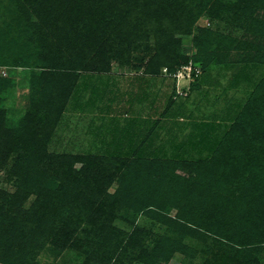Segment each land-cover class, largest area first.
<instances>
[{"label": "rangeland", "instance_id": "374dc122", "mask_svg": "<svg viewBox=\"0 0 264 264\" xmlns=\"http://www.w3.org/2000/svg\"><path fill=\"white\" fill-rule=\"evenodd\" d=\"M163 1L166 8L161 23L153 19L154 24L137 29L118 28L119 19L109 7H101L107 15L99 29L102 39L87 49L66 42L76 34L68 36L64 30L59 34L52 21L44 20L36 9L41 0H0V109L3 125L18 133L17 147L23 150L19 155L0 142V264H235L239 260L264 264V83L238 122L224 110L222 99L209 104L208 97L201 102L207 103L205 107L201 103L189 107L193 108L190 138L198 133L201 140V129L219 123L225 125L223 130L236 124L210 162L164 166L170 170L165 174L174 172L177 181L170 200H162L170 217L155 209L138 210V200L151 204L158 186L171 184L168 177L156 180L154 176L148 188L142 189L147 194L136 189L132 196L126 188L146 164L127 170L133 160L124 163L126 159L101 156L90 162L89 173H81L84 187L75 189L69 177L77 178L75 173L87 166L74 160L70 146L59 147L57 125L50 142L44 136L43 125L55 121L53 113L59 115L63 103L62 111L68 115V92L76 71L99 59L130 64L171 57L175 62L186 51L184 58L199 60L197 65L202 68L212 57L237 62L249 59L245 52L251 51L262 64L251 73L263 71L264 0ZM103 51L106 54L101 56ZM158 64L162 67L158 71H175ZM227 78L218 81L207 73L200 81L217 85L226 84ZM241 88L230 90L229 96H240ZM213 90L206 89L211 95ZM202 121L211 124L203 127ZM3 147L9 151L7 158ZM203 147L193 149L191 144L175 153L204 157L212 152V146L204 143ZM63 179L66 185H61ZM16 194L18 204L6 205ZM40 203L55 208L54 215L42 231L32 228V233L22 234L18 222L26 220L18 216H27L29 211L30 221L35 222L32 212ZM101 209L109 211L100 214L104 221L96 222ZM191 209L197 225L210 223L212 228L191 231L172 220Z\"/></svg>", "mask_w": 264, "mask_h": 264}, {"label": "crops", "instance_id": "0c3cea01", "mask_svg": "<svg viewBox=\"0 0 264 264\" xmlns=\"http://www.w3.org/2000/svg\"><path fill=\"white\" fill-rule=\"evenodd\" d=\"M146 66V63L121 65L113 61L108 71H76L68 115L63 113L56 128L59 147L70 146L75 154H105L112 159L129 161L173 160L181 155L175 150H187L189 145L198 142L200 145L196 147L203 149L204 143L212 144L224 133L225 125L219 123L210 129H201L200 133L205 136L200 140L197 133L191 136L195 141L190 142L189 115L193 108L189 107L205 101L210 85L200 81L204 75L199 80L177 81L171 74L146 70ZM222 90L223 86H216L213 97L207 101H221L216 100V94ZM114 150L119 154L109 155Z\"/></svg>", "mask_w": 264, "mask_h": 264}, {"label": "trees", "instance_id": "16d2710c", "mask_svg": "<svg viewBox=\"0 0 264 264\" xmlns=\"http://www.w3.org/2000/svg\"><path fill=\"white\" fill-rule=\"evenodd\" d=\"M142 1L143 0H41L40 4L37 6L36 9H37V12L43 13L45 21L50 20L52 21L53 24H55L54 28H59V34H60V31H62L63 33V30L67 32L68 36H73L74 34H76V36H73L72 39L66 40L67 43H72L75 46V48H78L79 46L84 45L85 46L84 48L89 49V48H93L95 45H98L101 42L100 40L102 39V32L99 31V29L102 26L103 19H105L107 15L104 14L103 9H101V7H104V6L109 7V9L111 10V13H113L119 19L118 28H121L122 26L128 27L129 29H137V28L145 27L146 24L147 26L148 24H151V23L154 24L153 19L161 23L162 13L165 11V8H166V6L164 5V1L163 0H145V2L143 3ZM166 1H169V0H166ZM154 4L158 6V8H155L154 10H152L151 6H153ZM81 26H83L84 28L83 30L80 29ZM249 52H245L246 54L250 55L249 59L242 60V61L237 60V62L232 61V60H222V59L212 57L210 60L207 61V63H205V65L204 64L203 66L201 65L202 73L198 77H194L192 79V80H195V79L199 80L202 77V75L206 76V74L208 73L211 76H215V79L220 81L219 78H222V79L224 77L227 78L226 76L228 74V78H227L228 81L225 84V86L223 85V90L221 91V93L216 94L218 96L216 100L222 99L223 102H225L224 104L227 109H224V110L225 111L229 110L228 111L229 112L228 114L230 115L229 117H232V119L236 121L239 120L243 111L249 107L248 104L253 99L255 92H258L259 87L264 83V66L262 67L263 71L260 72V74L256 72L251 73L253 69H257L261 67L262 64L259 63V61L255 60L256 58L255 56H257V53L250 54ZM105 54L106 52L103 51L101 53V56H104ZM182 55L185 57V56H188V53L186 51H183ZM184 57L181 59V61L176 60L175 62L170 61L171 57H169L170 60L169 59H162L159 61L156 60V63L152 62L153 61L152 60L146 63L147 66L145 67V69L152 71V70H158L162 68L158 63H161L163 66H170V69L171 70L175 69V71L181 68L182 66L188 64L190 61H193L195 65L201 64V62H199V60L197 59L191 60L189 58L185 59ZM106 59L107 58L99 59L97 61L84 64L81 67H83V70H95V71L103 72V71L110 70L111 64L113 61L120 62V60H115V59L106 60ZM123 63L124 62H120L121 65H124ZM125 63L128 64L127 62ZM73 83L71 86L72 88L68 92V94L71 92L70 96H72L73 90H74L73 88L75 87V82ZM207 83L210 85V87H213V88H215L217 85L220 84L219 82V84L215 85L216 84L215 82H209V81ZM241 85H242L241 90L243 93L240 94V96L238 97L229 96L228 92L231 88L240 90ZM208 97H211V94H208V92H205L204 98L207 99ZM65 99L63 98V100ZM207 102L209 104L212 103L210 101H207ZM227 105H229L230 109L227 107ZM60 107L62 110H64L63 109L64 103L60 105ZM207 109L208 111H211L209 108ZM62 110L61 111L59 110V115H57V112L53 113L56 117L54 119L55 121H52L50 123H45V125H43L44 134H45L44 136L47 135L48 142L51 141L52 139L51 136L54 135L55 126L58 125V123L62 121V118L64 116L63 115L64 111ZM3 116H4V112L0 109V142L3 143V145L6 146L8 149H10V151L13 148V151L17 152L20 155L23 153V150H19L18 147L20 146L17 145L18 139L20 137L17 135L18 133H16L14 129L12 130L11 128H7L3 125V119H4ZM42 121L44 122V117L42 118ZM236 121L231 123V125L228 128L227 127L225 128L224 133H223L224 135L222 134L221 136H218L217 139L212 142V144H209V146H212V149H211L212 152L207 156H204V157L196 156L195 157V156H191L192 153H187L184 155H178L176 159L173 161L171 160V162L170 161L168 162V160H165L162 158H155V159H151L147 161L133 160L134 165L133 163H129L126 166L127 170L128 168L135 167V165L138 166L140 164H146L141 167V169H144L142 170L143 172L140 170L141 171L140 174H135L136 177H133L134 181L132 183L130 182V184L126 188L128 189L129 194H132V196L135 194L136 189L142 190L144 188H148V186L150 185L149 184L150 182L148 181L151 180V178H153L154 176L156 180H160L161 177H168V180L169 179L172 180L171 184L165 183L162 187H161V184L158 186L159 190L154 191L156 200L151 201V204L144 203V200H140V202L138 200V210L145 211L148 209H155L163 217H170V215L165 210V205H162V200H165V198L170 200V198L168 197H171L173 195L172 189L176 186L177 181L174 180L175 178L173 176L176 177L174 172L173 173L169 172L168 175L165 174L166 172L170 170L167 169V171H165L164 168L166 167L164 166H167L170 164L172 165L181 164L184 166L187 165L188 167L189 166L192 167L195 164L201 165V164L210 162L217 155V153H219V150L221 149V147H223L227 143V139L229 138L232 128L236 124ZM201 123L204 125L208 124L207 126L211 124L206 121H202ZM45 127H48V128H45ZM196 144L200 145V142L193 143V149H198L196 147ZM5 150L6 148L3 147L2 153L4 155V158H7L9 151L6 153ZM190 150H191V147H190ZM115 152H117V150L110 152L109 155L119 154ZM104 155L105 154H103V157H106ZM101 156L102 155H99V154H79V153L75 154L74 160L76 162L77 161L82 162L84 163V166H87V167H82L78 171V173H75L77 174V178H76V175H74L75 177L74 176L69 177V182L73 181L71 185L75 189L79 188L80 186L84 187L85 183L81 179V173L85 174L84 171H87L89 173L91 171L90 167L88 166L89 164H91L90 162L93 161L95 158H101ZM107 158L111 159V157H106V159ZM126 161L128 160H124V163H126ZM149 170L151 171L149 172ZM66 177L68 176H65V179L68 182V178ZM65 179H63V181L61 182V185L67 184L65 182ZM157 183H159V181ZM24 191L26 190H23L22 192ZM142 192L145 194L148 193L147 190L146 192L142 190ZM18 195L17 194L13 196L11 195V198H12L11 201L5 204L9 206L13 204L17 205ZM169 200L167 202H170ZM53 201L57 203L59 202L58 200L57 201L53 200ZM0 207H3V206H0ZM98 207H101V205ZM54 209L52 207L47 208V206L41 203H40V206L37 205V208L33 212L31 211L34 214L33 219L35 220V222L30 221L29 211L26 212L27 216H22V215L18 216V219L21 218V220L22 219L26 220L25 222H18L19 223L18 226L21 227L20 229L21 233L24 235H26L27 231L32 233L33 231L32 228H37L39 229V231H42L44 223L46 224L49 223V217L51 215H54V213H52V210ZM108 211L109 210L107 209H101L99 211L97 210V212L99 213H97L96 216L99 218L95 221L96 222L102 221L104 219V215L103 214L100 215V214L102 212L105 214ZM58 213H59V209L56 210V214ZM194 213H195L194 210L191 209V212H187L186 215L179 213L178 216L171 217V218L178 225H182L183 227H185L186 229H190L191 231H196L199 228L208 231L212 228L210 226V223L208 224L202 223V226L197 225L196 221H194L193 219L194 218L193 216H195ZM110 217L113 218V216H110ZM12 218L14 219V221H17L14 217ZM111 218H109V220H111ZM99 224L102 225V223H98V226L100 227V231L103 232L104 227L100 226ZM106 225L107 224H105V226ZM51 226H54V224H51ZM9 228H11V226ZM132 236H133L132 234L129 235V239ZM235 264H250V263L248 261L246 262V260L244 261L239 260V261H236Z\"/></svg>", "mask_w": 264, "mask_h": 264}, {"label": "built area", "instance_id": "2783aa9c", "mask_svg": "<svg viewBox=\"0 0 264 264\" xmlns=\"http://www.w3.org/2000/svg\"><path fill=\"white\" fill-rule=\"evenodd\" d=\"M202 73V68L198 65H195L193 61H190L188 64L182 66L175 72L171 73V76L180 81L181 79L191 80L194 77H198ZM179 93L183 94L182 91Z\"/></svg>", "mask_w": 264, "mask_h": 264}]
</instances>
